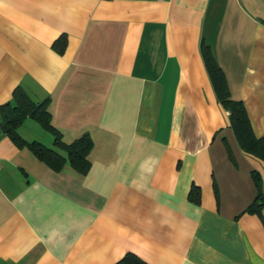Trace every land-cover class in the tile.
Masks as SVG:
<instances>
[{
  "label": "crops",
  "instance_id": "obj_1",
  "mask_svg": "<svg viewBox=\"0 0 264 264\" xmlns=\"http://www.w3.org/2000/svg\"><path fill=\"white\" fill-rule=\"evenodd\" d=\"M202 43L263 137L264 0H0V107L20 88L64 143L93 142L80 175L0 136V264H264L243 213L264 163L238 148ZM35 125L19 135L46 138Z\"/></svg>",
  "mask_w": 264,
  "mask_h": 264
},
{
  "label": "trees",
  "instance_id": "obj_2",
  "mask_svg": "<svg viewBox=\"0 0 264 264\" xmlns=\"http://www.w3.org/2000/svg\"><path fill=\"white\" fill-rule=\"evenodd\" d=\"M52 48L62 55L66 48V37L61 36L54 42ZM200 52L217 101L228 113L229 128L238 148L242 153L264 163V136L258 138L254 135L244 104L231 99L224 73L216 64L209 47L202 43ZM12 99L11 103L0 107V136L7 137L18 149H27L39 162L54 172H59L68 165L76 173L86 175L90 169L88 155L93 147L90 136L84 134L72 143L66 144L62 141L60 131L52 125L48 100L36 103L20 88L14 90ZM27 119L36 122L42 130L52 135L53 148L46 147L37 141L28 142L19 135L18 129ZM225 146L229 159H232L229 147L227 144ZM251 178L255 197L243 213L257 215L264 224L262 180L256 171H252ZM188 199L192 203L199 204V189L196 186L190 189ZM115 264L147 263L133 253H126Z\"/></svg>",
  "mask_w": 264,
  "mask_h": 264
},
{
  "label": "rangeland",
  "instance_id": "obj_3",
  "mask_svg": "<svg viewBox=\"0 0 264 264\" xmlns=\"http://www.w3.org/2000/svg\"><path fill=\"white\" fill-rule=\"evenodd\" d=\"M35 126H36V128H38V129H37V130H39L38 132H40L41 134H43V136H46V138H49L50 140L53 141V137H52L51 134H49V133L46 132V131H42L37 125H35ZM33 136H34V135H33ZM33 136H32V137H33ZM34 138L39 139V143L43 144L44 146L49 147V148H53L52 144H49V142H46L47 140H46L45 137H44V138H38V135L36 134V135L34 136Z\"/></svg>",
  "mask_w": 264,
  "mask_h": 264
}]
</instances>
